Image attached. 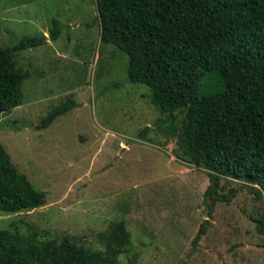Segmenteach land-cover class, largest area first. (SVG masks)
I'll return each instance as SVG.
<instances>
[{
    "label": "rangeland",
    "instance_id": "1",
    "mask_svg": "<svg viewBox=\"0 0 264 264\" xmlns=\"http://www.w3.org/2000/svg\"><path fill=\"white\" fill-rule=\"evenodd\" d=\"M55 18L62 30L53 40ZM23 39L37 42L16 54L30 77L23 103L0 117V144L46 202L0 211V229L23 219L41 234L98 248L99 232L124 219L129 264H264L254 221L261 201L244 181L222 179L220 192L236 194L210 214L207 171L178 148L184 111L169 120L146 85L128 80L127 56L101 41L95 0H0V46ZM68 101L66 113L39 128Z\"/></svg>",
    "mask_w": 264,
    "mask_h": 264
},
{
    "label": "trees",
    "instance_id": "2",
    "mask_svg": "<svg viewBox=\"0 0 264 264\" xmlns=\"http://www.w3.org/2000/svg\"><path fill=\"white\" fill-rule=\"evenodd\" d=\"M101 41L128 58L131 83L146 85L153 103L173 120L185 118L178 148L205 169L210 214L219 201L222 179L241 180L255 192L263 212L254 217L264 233V0H95ZM62 30L53 19L50 37ZM37 42L0 46V117L23 103L22 85L30 71L16 54ZM74 101L54 107L41 119L46 128ZM170 122V121H168ZM149 127L145 129V132ZM46 202L45 193L20 172L0 144V211L16 213ZM203 226L195 243L205 233ZM100 247L41 234L23 219L0 229V264H129L122 255L132 243L124 219L99 232Z\"/></svg>",
    "mask_w": 264,
    "mask_h": 264
}]
</instances>
